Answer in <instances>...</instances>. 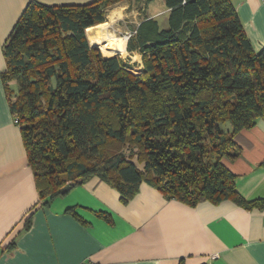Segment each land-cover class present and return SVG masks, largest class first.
Segmentation results:
<instances>
[{
	"label": "trees",
	"instance_id": "obj_1",
	"mask_svg": "<svg viewBox=\"0 0 264 264\" xmlns=\"http://www.w3.org/2000/svg\"><path fill=\"white\" fill-rule=\"evenodd\" d=\"M121 1H30L3 45L0 78L42 205L98 178L124 203L145 184L188 207L263 208L237 193L224 160L264 121V47L253 49L231 0H161L165 27L146 18L128 35L134 73L87 37Z\"/></svg>",
	"mask_w": 264,
	"mask_h": 264
},
{
	"label": "crops",
	"instance_id": "obj_2",
	"mask_svg": "<svg viewBox=\"0 0 264 264\" xmlns=\"http://www.w3.org/2000/svg\"><path fill=\"white\" fill-rule=\"evenodd\" d=\"M30 1L81 6L95 0H0V77L6 65L3 45ZM137 2L139 6L129 11L123 3L107 9L108 23L129 18L137 26L153 18L165 27L168 10L161 0ZM231 2L253 49L260 51L264 47L263 0ZM9 85L15 88L14 83ZM236 142L238 158L224 160L235 175V189L246 201L264 202V121L243 130ZM71 208L74 212H66ZM86 260L95 264H264V206L245 210L223 201L188 207L145 184L124 203L98 178L76 185L43 206L0 78V264Z\"/></svg>",
	"mask_w": 264,
	"mask_h": 264
},
{
	"label": "rangeland",
	"instance_id": "obj_3",
	"mask_svg": "<svg viewBox=\"0 0 264 264\" xmlns=\"http://www.w3.org/2000/svg\"><path fill=\"white\" fill-rule=\"evenodd\" d=\"M118 3H123L124 5L128 6V9H127L128 11L131 10L132 8H135V7L137 8L139 6L138 5L139 3L137 2V0H130V1L125 0V1L118 2ZM111 7H110V9H111ZM110 20L108 18H106V24H104L102 30L99 31V33L101 34L100 36H102L103 38L105 37L106 40L109 37L112 38V39L106 41L105 43L103 41V45L105 46V44H109V46H110L109 48H111V50L113 52V54L109 55V57L116 56V55L119 56L121 58V60L124 61L125 64L130 65L132 72L140 73L142 71L140 55L136 54V55L132 56V54L128 53L126 50V43L128 40V35H129V32H131V29L133 28V26H135V24L133 23V21H135V20H131L129 18H123L119 22L112 20L111 23H108ZM87 37L90 40L88 32H87ZM122 44H123V46H122ZM124 44H125V47H124ZM95 47H97L96 49H98L100 54L103 55L102 50H101V46L97 45ZM123 47H124V49H123ZM15 85L16 84H14V87H15ZM226 125L228 126V124H226ZM226 127L223 126V129H225Z\"/></svg>",
	"mask_w": 264,
	"mask_h": 264
},
{
	"label": "bare ground",
	"instance_id": "obj_4",
	"mask_svg": "<svg viewBox=\"0 0 264 264\" xmlns=\"http://www.w3.org/2000/svg\"><path fill=\"white\" fill-rule=\"evenodd\" d=\"M103 26L104 25H97L96 27L93 26V27L87 29V32H88L89 37H90V40L92 41V43H94V45H99L101 42L103 43V41L105 43L106 41L112 39L111 37H109L106 40L105 37L103 38L102 36H100L101 34L99 33V31L102 30Z\"/></svg>",
	"mask_w": 264,
	"mask_h": 264
},
{
	"label": "water",
	"instance_id": "obj_5",
	"mask_svg": "<svg viewBox=\"0 0 264 264\" xmlns=\"http://www.w3.org/2000/svg\"><path fill=\"white\" fill-rule=\"evenodd\" d=\"M92 48H97V47H94V46H91ZM118 54V53H117ZM82 182L80 180L76 181L75 183H72L71 185L69 186H66V187H63V189L61 190V194H65L67 192H69L72 188L76 187V185H79L81 184Z\"/></svg>",
	"mask_w": 264,
	"mask_h": 264
},
{
	"label": "built area",
	"instance_id": "obj_6",
	"mask_svg": "<svg viewBox=\"0 0 264 264\" xmlns=\"http://www.w3.org/2000/svg\"><path fill=\"white\" fill-rule=\"evenodd\" d=\"M263 2H264V0H263ZM79 264H95V263L93 261H91V260H86V261H83V262H81Z\"/></svg>",
	"mask_w": 264,
	"mask_h": 264
}]
</instances>
